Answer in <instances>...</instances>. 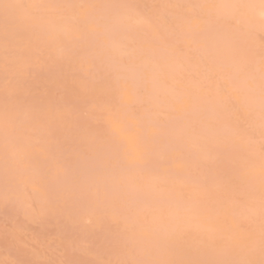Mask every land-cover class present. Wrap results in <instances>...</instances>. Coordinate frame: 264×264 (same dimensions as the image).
Wrapping results in <instances>:
<instances>
[{
    "label": "bare ground",
    "instance_id": "bare-ground-1",
    "mask_svg": "<svg viewBox=\"0 0 264 264\" xmlns=\"http://www.w3.org/2000/svg\"><path fill=\"white\" fill-rule=\"evenodd\" d=\"M259 4L0 0V264L264 260Z\"/></svg>",
    "mask_w": 264,
    "mask_h": 264
},
{
    "label": "snow or ice",
    "instance_id": "snow-or-ice-1",
    "mask_svg": "<svg viewBox=\"0 0 264 264\" xmlns=\"http://www.w3.org/2000/svg\"><path fill=\"white\" fill-rule=\"evenodd\" d=\"M220 7H232V8H255L256 5L248 4V5H220ZM260 8V20L262 28H264V0H260L259 4ZM254 67H250V84L249 90L254 88L255 79H254ZM233 85L237 88L240 87V81L238 79H233ZM259 91H260V99H261V118L264 120V48H262L260 52V67H259ZM264 168V165H262ZM262 212H264V208H262ZM261 252L264 254V234L261 237ZM160 264H172V262H160ZM230 264H256L254 261H237L230 262ZM259 264H264V260H261Z\"/></svg>",
    "mask_w": 264,
    "mask_h": 264
}]
</instances>
